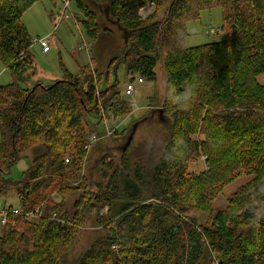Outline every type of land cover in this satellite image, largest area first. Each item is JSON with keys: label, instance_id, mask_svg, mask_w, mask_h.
<instances>
[{"label": "trees", "instance_id": "trees-1", "mask_svg": "<svg viewBox=\"0 0 264 264\" xmlns=\"http://www.w3.org/2000/svg\"><path fill=\"white\" fill-rule=\"evenodd\" d=\"M37 1L0 0V61L16 77L0 85V200L15 187L20 209L43 210L38 223L8 219L0 264H67L92 208L102 234L71 264H213V254L217 264H264V85L258 80L264 76V0H73L92 42L113 37V28L123 30L121 56L108 62L105 79L121 58L127 75L155 81L160 61L165 98L152 97L149 106L161 104L167 124L158 126L168 133L158 154L130 157L131 141L121 162L103 174L105 182L95 185L93 203L84 191L71 217L52 198L76 190L84 178L78 176L74 187L59 181L65 150L72 151L68 165H78L86 154L89 114L99 118L101 107L114 118L132 108L118 99L116 83L97 89L92 78L84 91L79 76L67 72L49 84L23 87L33 57L21 17ZM148 3L155 11L142 19L139 12ZM214 7L222 10L225 39L186 48V21ZM102 8L115 24L98 16ZM26 152L30 167L16 183L7 172ZM200 155L208 169L196 175L188 165ZM250 162H261L259 168L251 163L260 174L224 209H214L220 187ZM103 207L107 212L100 215ZM191 209L211 214L209 222L197 224L187 215Z\"/></svg>", "mask_w": 264, "mask_h": 264}, {"label": "rangeland", "instance_id": "rangeland-1", "mask_svg": "<svg viewBox=\"0 0 264 264\" xmlns=\"http://www.w3.org/2000/svg\"><path fill=\"white\" fill-rule=\"evenodd\" d=\"M67 1L68 7L66 10H64L66 2L64 0H40L24 11L21 22L32 39L29 51L33 57V64L26 69L23 80H21L23 84L20 83L26 88L31 87L36 81L47 84L53 80L62 79L65 72H67L73 76H79L84 91H86L88 82L92 78L97 81V89L116 83L119 90L118 99L125 104H132V112L129 115L122 114L113 119L111 114L105 113L109 128H114L122 122L118 127L120 131L92 144L89 152L85 154L84 159L79 161L78 165L75 162V164H67L65 166L61 180H59L63 184L74 187L75 182L78 181V176L79 180L84 177L83 181H81V186L79 185L76 190H71L64 196H60L58 193V195H52L54 201L62 202L64 209L68 211L71 217L76 210L75 204L79 203L78 198L81 194L83 195L85 191L87 197H91L89 203L92 204L94 199L92 195L99 192L95 185L100 181L105 182L106 179H102L103 174L110 173V167L121 162L119 146L125 142L126 136L134 124L139 122L128 152L130 157L143 156L145 151L154 152L155 154L160 153L161 136L166 135L168 129H161L158 126L157 113H154L153 118L150 117L151 119L149 118V120L147 118L150 113L149 104H152L151 98L158 97L160 101L165 96V74L160 61L155 66V81H147L143 78V82L138 83L137 80L140 75H127L125 64L121 58L112 65L109 69L108 79H105L106 76L103 73L108 62L115 56H121L120 51L123 47L121 33L116 28H113L116 32L113 37H102L100 35L99 42H92L86 37L81 26L82 13L73 0ZM154 11L155 7L148 3L140 10V16L145 19L152 15ZM164 11L165 8H163V14L161 11L158 15L160 20L164 19ZM100 15H102L103 19H106L104 8L98 13V16ZM222 27L223 14L219 7L202 10L199 12L197 19H188L186 21L184 46L186 48H194L224 40L226 37L224 29L215 35L208 33L211 28L218 29ZM37 38L47 39L49 52L42 53L40 46L34 42ZM82 39L86 43L87 49L81 48V45H83ZM99 77L100 79L102 77V79H98ZM15 79V75L10 70H7L0 61V85H7L15 81ZM258 80L264 85V76H260ZM128 83H133L134 86L131 94H127L125 91ZM153 107L163 108L160 103L158 106L154 105ZM88 119V124L83 125V131H96L94 133L101 134L103 127L99 122L100 117L98 118L91 113ZM159 123L163 126L167 124L164 121ZM72 135L74 136L73 139L76 138L74 133H71ZM196 137L202 138L199 135L194 138ZM69 153H72V151L66 149L64 156H69ZM202 157L203 155H200L188 165L190 172L198 175L208 169L207 163ZM30 162L31 154L29 152L24 153L23 157L16 161L8 170V178L16 183L22 181L23 173L29 169ZM251 163L259 168L261 162H250V165L240 167L233 174L231 180L223 184L219 192L214 196L211 201L214 209H224L228 204V198L233 193L260 174L255 171V167H252ZM64 164L66 163L64 162ZM78 166L79 171L77 169ZM19 204L20 201L15 187H10L6 197L0 200V208L3 206L17 207ZM89 211L79 227V236L76 242L67 252V264H71L96 237L102 234L101 227L96 223L94 208ZM106 212L107 208L103 207V209H100L99 214ZM187 215L193 218L197 224L202 225L207 224L211 217L208 212L197 209H191ZM30 222L38 223V220ZM2 229L3 226L0 225V235L2 234ZM212 258L214 259L213 264H217L215 254L212 255Z\"/></svg>", "mask_w": 264, "mask_h": 264}, {"label": "built area", "instance_id": "built-area-1", "mask_svg": "<svg viewBox=\"0 0 264 264\" xmlns=\"http://www.w3.org/2000/svg\"><path fill=\"white\" fill-rule=\"evenodd\" d=\"M67 7H68V1L65 2L64 10H66ZM217 32H221V29L220 28H218V29L211 28L208 33L210 35H215ZM34 42L40 46L42 53L49 52V44H48L47 39L37 38L34 40ZM82 42H83V45H81V48L87 49V47H86L87 45H85L86 43L84 42L83 39H82ZM137 82L142 83L143 80L141 78H138ZM133 89H134L133 83H128L125 87V91L127 94H131ZM130 106L132 108V104H130ZM99 117H100L99 122L101 123V125L103 127V132L101 134H99V133L90 132L88 130L85 131L86 137H87V145L84 147V150L86 153L89 152L92 144L98 142L100 139H102L104 137H107V136H110L111 134H113L115 132V130L118 129L119 125L122 123V122L119 123L114 128H109L107 125V115L104 113V111L102 110L101 107H100ZM63 159H64V162L66 164H68L70 161V156L65 155ZM202 159L205 160V157L203 156ZM42 211L43 210L41 208H36L33 211H27V210L20 209L18 206L17 207L4 206V207L0 208V225L1 226L6 225L8 219L12 216H23L28 221L38 220L40 218V216L43 214ZM52 218H55V215H53Z\"/></svg>", "mask_w": 264, "mask_h": 264}, {"label": "water", "instance_id": "water-1", "mask_svg": "<svg viewBox=\"0 0 264 264\" xmlns=\"http://www.w3.org/2000/svg\"><path fill=\"white\" fill-rule=\"evenodd\" d=\"M106 19L109 21L110 24H115L107 16H106ZM118 30L122 31V36H123V34H124L123 30L121 28H118ZM234 32H235V26L232 25V33H234ZM154 113H157V121L158 122L165 121V118L162 116L161 109H158V108H153V109L150 110V113H149V115L147 117L148 120H149L150 117L153 118ZM137 124H134V126L130 129L128 135L126 136L125 142L121 146H119V152L120 153L124 152L127 149V147L130 145V142L132 141V137H134L135 129H136Z\"/></svg>", "mask_w": 264, "mask_h": 264}, {"label": "crops", "instance_id": "crops-1", "mask_svg": "<svg viewBox=\"0 0 264 264\" xmlns=\"http://www.w3.org/2000/svg\"><path fill=\"white\" fill-rule=\"evenodd\" d=\"M152 5H153V4H152ZM142 9H143V8H142ZM139 15H141L140 12H139ZM142 80H143V79H142ZM36 82H40V81H36ZM36 82H35V83H36ZM41 83H42V82H41ZM43 84H44V83H43ZM47 84H49V83H47ZM45 85H46V84H45ZM28 88H29V87H28ZM120 123H121V122H120Z\"/></svg>", "mask_w": 264, "mask_h": 264}]
</instances>
